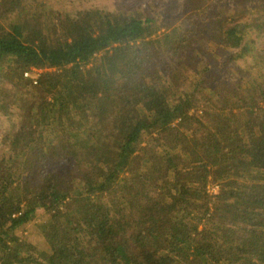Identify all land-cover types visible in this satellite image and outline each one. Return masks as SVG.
<instances>
[{
    "label": "trees",
    "instance_id": "trees-1",
    "mask_svg": "<svg viewBox=\"0 0 264 264\" xmlns=\"http://www.w3.org/2000/svg\"><path fill=\"white\" fill-rule=\"evenodd\" d=\"M195 32L0 0V112L23 118L0 154V264H264V2ZM210 43L248 75L211 86ZM39 209L35 258L16 230Z\"/></svg>",
    "mask_w": 264,
    "mask_h": 264
},
{
    "label": "rangeland",
    "instance_id": "rangeland-1",
    "mask_svg": "<svg viewBox=\"0 0 264 264\" xmlns=\"http://www.w3.org/2000/svg\"><path fill=\"white\" fill-rule=\"evenodd\" d=\"M50 8L59 10L64 13L75 14L79 10L89 8H100L109 11H117L123 14L129 12L139 13L145 17H155L163 24H178L185 25L191 34L196 31H204L205 25L210 18L218 16L222 8L225 9H244L253 4L264 2V0H210L202 6V12L198 11V7H194L190 0H46ZM164 30V29H163ZM194 36V35H193ZM206 41L207 38L202 35ZM258 41L262 44L263 36H260ZM199 43L195 44L198 47ZM200 47V45H199ZM234 50H225L218 48L214 44H209L205 48V61L210 66L208 77L211 80V86L219 82L226 81L233 83L243 76H247L246 71L251 58H241L230 60ZM170 56L166 53L159 54L154 61L161 67L166 64ZM23 118H20L17 113L5 115L0 112V154L8 152L10 143L6 139L11 130L18 128L22 124ZM18 126V127H17ZM14 128V129H16ZM48 169L56 168L61 170L67 163L54 164L51 158H47ZM28 167H23L21 175V186L23 190L28 178ZM68 168H73L69 164ZM212 191V190H211ZM50 215L44 210L39 209L33 219L27 222L22 227H19L16 232L21 237L35 246V250H29L25 253L38 258L41 254H49L50 247L46 242L43 228L49 223Z\"/></svg>",
    "mask_w": 264,
    "mask_h": 264
},
{
    "label": "built area",
    "instance_id": "built-area-1",
    "mask_svg": "<svg viewBox=\"0 0 264 264\" xmlns=\"http://www.w3.org/2000/svg\"><path fill=\"white\" fill-rule=\"evenodd\" d=\"M44 70L43 69H39V68H32L31 71H27L25 72V76L26 77H31L33 79H37V77L39 76L40 73H42ZM34 82H36V80H34Z\"/></svg>",
    "mask_w": 264,
    "mask_h": 264
}]
</instances>
